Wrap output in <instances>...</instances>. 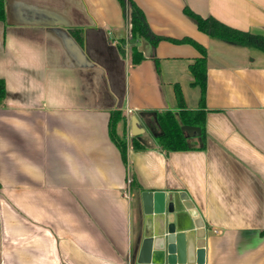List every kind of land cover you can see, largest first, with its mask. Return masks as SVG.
Wrapping results in <instances>:
<instances>
[{
	"label": "crops",
	"instance_id": "crops-1",
	"mask_svg": "<svg viewBox=\"0 0 264 264\" xmlns=\"http://www.w3.org/2000/svg\"><path fill=\"white\" fill-rule=\"evenodd\" d=\"M131 1L156 45L130 37L118 0H5L0 264H134L144 236L158 263L170 232L185 234L187 264H264V53L184 14L264 36V0ZM195 45L206 52L202 148L165 152L153 115L177 111L174 86L201 108ZM143 191L164 193L163 214H143Z\"/></svg>",
	"mask_w": 264,
	"mask_h": 264
},
{
	"label": "trees",
	"instance_id": "trees-1",
	"mask_svg": "<svg viewBox=\"0 0 264 264\" xmlns=\"http://www.w3.org/2000/svg\"><path fill=\"white\" fill-rule=\"evenodd\" d=\"M118 2L127 15L131 38H143L152 45H156L160 40L164 39L151 32L143 11L131 0H118ZM184 14L195 23L199 31L212 38L230 45L255 48L264 53V36L253 35L245 31L228 27L212 17L202 18L186 8L184 9ZM0 21L5 22V0H0ZM184 41L186 42V39L181 40V42ZM78 43L80 44L81 42L79 41ZM195 47L200 51L201 57L195 60V62L189 67V71L193 77L192 84L198 86L200 89L201 108L198 110H187L179 86H174L177 111L155 112L153 115V121L157 128V137L155 140L157 145L165 152L192 151L202 148L198 145L195 138H187L180 129L183 125L200 128V141L203 142L205 113L202 105L206 88V52L198 45H195ZM141 59L142 56L133 50L132 63L136 64ZM5 95V85L3 80L0 79V104H2L5 99ZM121 119L122 117L119 111H113L110 113L109 134L111 140L119 149L122 160L125 161L126 143L123 138L116 136L114 131L116 124ZM130 144L134 149L146 148L143 142L136 139H133ZM131 186L136 190L139 189L133 181L131 182Z\"/></svg>",
	"mask_w": 264,
	"mask_h": 264
},
{
	"label": "water",
	"instance_id": "water-1",
	"mask_svg": "<svg viewBox=\"0 0 264 264\" xmlns=\"http://www.w3.org/2000/svg\"><path fill=\"white\" fill-rule=\"evenodd\" d=\"M181 131L187 138H197L200 141L201 130L198 127L181 126ZM140 202L144 215H160L165 209V195L162 192H140ZM154 239L144 236L140 242L134 264H187L186 241L184 233H167L157 245L158 263L152 262ZM173 250V253L171 252Z\"/></svg>",
	"mask_w": 264,
	"mask_h": 264
}]
</instances>
